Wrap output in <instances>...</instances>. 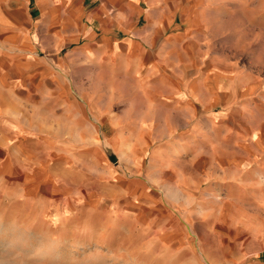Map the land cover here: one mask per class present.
Instances as JSON below:
<instances>
[{"label":"rangeland","instance_id":"rangeland-1","mask_svg":"<svg viewBox=\"0 0 264 264\" xmlns=\"http://www.w3.org/2000/svg\"><path fill=\"white\" fill-rule=\"evenodd\" d=\"M135 1L123 34L159 50L156 82L200 101L145 122L148 149L109 148L103 125L87 153L49 155L53 125L67 124L54 96L1 90L0 264H210L226 239L244 264L264 261V0ZM103 97L79 95L82 120Z\"/></svg>","mask_w":264,"mask_h":264},{"label":"crops","instance_id":"crops-1","mask_svg":"<svg viewBox=\"0 0 264 264\" xmlns=\"http://www.w3.org/2000/svg\"><path fill=\"white\" fill-rule=\"evenodd\" d=\"M93 1L98 2L94 8ZM135 2L0 0V91L24 90L30 94L33 91L40 99L54 96V102L63 112L62 118L67 121L64 125L61 120L53 125L58 129L52 135L56 137L49 138L48 142L55 147L48 149L47 154L86 152L88 145L101 139L98 126L103 128V125L107 126L105 136L109 148L116 147L117 151L148 149L141 142L147 135L145 122L164 120L167 118L164 115H175L182 111V106L200 101L194 97L191 85L185 82H156L158 74L153 73L158 69L159 50L145 44V35L123 34V29L131 26L137 13ZM173 37L164 38L166 49L172 52L177 48L173 49V45L179 46V41L182 46V38ZM142 79L146 81L140 82ZM138 90L140 100H134L133 105L129 100L124 102L118 98L120 93L132 97L133 91ZM88 91L103 93L105 107L104 111L95 109L93 120L84 121L79 95ZM96 99L95 96L92 102ZM115 105H120L122 110H113ZM188 114L185 112V119L192 120ZM174 135L178 133L172 129L162 132V136ZM180 145L171 141L154 149L179 148ZM93 152L105 151L95 149ZM261 232L257 242L264 245V228ZM231 242V239H226L224 244L216 241L214 247L220 253V260L210 259L209 263L244 264V256L233 253ZM253 264H264V261L259 259Z\"/></svg>","mask_w":264,"mask_h":264},{"label":"bare ground","instance_id":"bare-ground-1","mask_svg":"<svg viewBox=\"0 0 264 264\" xmlns=\"http://www.w3.org/2000/svg\"><path fill=\"white\" fill-rule=\"evenodd\" d=\"M262 179H264V178H262Z\"/></svg>","mask_w":264,"mask_h":264}]
</instances>
